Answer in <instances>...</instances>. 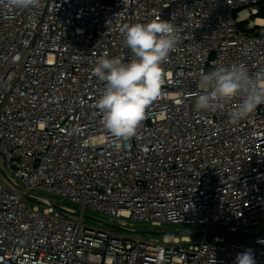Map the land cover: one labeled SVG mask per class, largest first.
<instances>
[{
  "label": "built area",
  "instance_id": "obj_1",
  "mask_svg": "<svg viewBox=\"0 0 264 264\" xmlns=\"http://www.w3.org/2000/svg\"><path fill=\"white\" fill-rule=\"evenodd\" d=\"M264 0H0V264H264V104L237 125L238 101L195 109L201 74L264 70ZM160 17L178 42L162 64L161 95L134 137L119 140L96 108L107 55L129 62L125 24ZM255 16V17H254ZM43 194L58 197L60 201ZM58 205L59 207H56ZM92 209L119 228L85 223ZM137 223L204 227L135 238ZM211 226L228 234L210 238ZM230 235L238 236L232 238Z\"/></svg>",
  "mask_w": 264,
  "mask_h": 264
},
{
  "label": "clouds",
  "instance_id": "obj_2",
  "mask_svg": "<svg viewBox=\"0 0 264 264\" xmlns=\"http://www.w3.org/2000/svg\"><path fill=\"white\" fill-rule=\"evenodd\" d=\"M11 9H32L41 0H4ZM121 33L133 58L124 62L107 55L96 61L93 74L105 88L96 102L103 126L113 137L128 140L134 137L145 117L146 109L161 95L162 64L178 42L175 26L158 16L146 23L125 24ZM197 111L210 113L238 101L229 113L233 125L250 117L264 104V70L250 74L246 65L220 66L200 75ZM235 264H256L250 250L238 253Z\"/></svg>",
  "mask_w": 264,
  "mask_h": 264
},
{
  "label": "rangeland",
  "instance_id": "obj_3",
  "mask_svg": "<svg viewBox=\"0 0 264 264\" xmlns=\"http://www.w3.org/2000/svg\"><path fill=\"white\" fill-rule=\"evenodd\" d=\"M255 17V16H254ZM0 163H3V157L0 155ZM1 180H5V178L0 175ZM51 199H55L57 201H60L58 197H55L53 195L49 194H43ZM85 213L90 216L91 218L84 217L85 223L89 225H93L98 228L103 229H111L112 227L104 222H99L98 220L118 224V219L113 218L111 216L105 215L100 212H96L92 209H86ZM73 218H78L77 214L72 215ZM97 219V220H95ZM259 228L264 229V224H261ZM146 231H154L153 233H146ZM205 231L204 227L202 226H193L191 224H182V223H163L162 225H152L151 223H137L135 225L134 231H127L128 234L135 238H146V237H152V238H163L166 236H183L190 232H198L201 233ZM264 232V230H263ZM209 233H212L210 238L214 237V233L216 234H228V231L225 226H211L209 228ZM191 237L194 239H201L203 236L200 234L193 235L191 234Z\"/></svg>",
  "mask_w": 264,
  "mask_h": 264
},
{
  "label": "water",
  "instance_id": "obj_4",
  "mask_svg": "<svg viewBox=\"0 0 264 264\" xmlns=\"http://www.w3.org/2000/svg\"><path fill=\"white\" fill-rule=\"evenodd\" d=\"M0 170H1V172L3 173V175L5 176V178H9L8 177V175L0 168ZM56 207H59L58 205H56ZM76 214L78 215V216H80V215H83L84 217H88V218H91L90 216H88L86 213H84V212H82V211H77L76 212ZM91 219H93V218H91ZM95 220H97V219H95ZM99 222H104V223H106V224H108V225H110V226H114V227H117V228H119L120 226L118 225V224H114V223H110V222H106V221H102V220H98ZM154 231H146V233H153ZM189 234H193V235H196V234H200V235H202L203 234V232H201V233H198V232H190ZM211 235V234H210ZM230 237H232V238H238V236H235V235H230Z\"/></svg>",
  "mask_w": 264,
  "mask_h": 264
},
{
  "label": "trees",
  "instance_id": "obj_5",
  "mask_svg": "<svg viewBox=\"0 0 264 264\" xmlns=\"http://www.w3.org/2000/svg\"><path fill=\"white\" fill-rule=\"evenodd\" d=\"M259 15L264 16V4L263 3L260 4V12H259Z\"/></svg>",
  "mask_w": 264,
  "mask_h": 264
}]
</instances>
